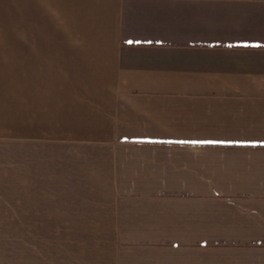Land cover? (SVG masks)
Instances as JSON below:
<instances>
[{
	"label": "crops",
	"instance_id": "obj_1",
	"mask_svg": "<svg viewBox=\"0 0 264 264\" xmlns=\"http://www.w3.org/2000/svg\"><path fill=\"white\" fill-rule=\"evenodd\" d=\"M16 6L28 34L0 36L5 264H264V0Z\"/></svg>",
	"mask_w": 264,
	"mask_h": 264
},
{
	"label": "rangeland",
	"instance_id": "obj_2",
	"mask_svg": "<svg viewBox=\"0 0 264 264\" xmlns=\"http://www.w3.org/2000/svg\"><path fill=\"white\" fill-rule=\"evenodd\" d=\"M16 7V0H4V27H0V36L17 37L28 34L29 30H20L15 26L17 24ZM35 33L37 36H45L48 35V30L36 29ZM15 195V189H4V201L15 202ZM16 228L15 204L4 205V221H0V232L4 230V264L15 261Z\"/></svg>",
	"mask_w": 264,
	"mask_h": 264
}]
</instances>
